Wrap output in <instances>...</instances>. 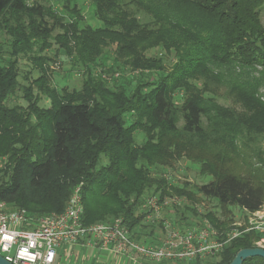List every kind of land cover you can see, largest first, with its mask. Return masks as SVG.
I'll return each mask as SVG.
<instances>
[{"label":"trees","instance_id":"16d2710c","mask_svg":"<svg viewBox=\"0 0 264 264\" xmlns=\"http://www.w3.org/2000/svg\"><path fill=\"white\" fill-rule=\"evenodd\" d=\"M50 1L52 7L0 0V36H6L0 41V199L9 208L32 217L59 213L81 184L83 225L122 219L132 239L158 244L164 219L144 223V201L172 195L167 189L192 197L169 185L160 169L182 158L211 177L197 189L216 199L223 215L230 205L248 212L262 207L264 169L253 173L244 165L249 154L264 164L254 153L264 136V103L244 88L248 80L235 69L264 66V0H89L99 26L85 24L76 0ZM52 41L72 66L83 68L81 89L52 85L44 66ZM108 48L112 63L105 66ZM162 49L175 52L169 70ZM20 57L37 69L36 97L31 85L17 87ZM223 83L242 111L217 102ZM18 88L26 105H8ZM40 97L48 105H40ZM199 215L227 231V220L210 211ZM263 235L245 231L213 256L153 264H228ZM242 264H264V258Z\"/></svg>","mask_w":264,"mask_h":264},{"label":"built area","instance_id":"2783aa9c","mask_svg":"<svg viewBox=\"0 0 264 264\" xmlns=\"http://www.w3.org/2000/svg\"><path fill=\"white\" fill-rule=\"evenodd\" d=\"M180 200L176 196L147 197L144 201L145 220L154 222L168 204L177 205ZM82 212L81 184L73 189L62 212L39 217L30 216L24 209H11L0 199V255L12 264H77L79 260L81 264L87 259L85 256L80 258V252L74 262L65 259L66 251L69 255L71 247L78 245L90 249L91 253L92 250H105V256L115 264L124 261L135 264L140 256L155 262L190 261L215 255L245 231L264 233V212L257 210L253 212L256 218H248L246 226L235 223L236 226L224 235L207 220L186 230L164 227L166 236L160 245L155 246L132 239L122 219L83 225ZM257 244L261 245V242Z\"/></svg>","mask_w":264,"mask_h":264},{"label":"rangeland","instance_id":"374dc122","mask_svg":"<svg viewBox=\"0 0 264 264\" xmlns=\"http://www.w3.org/2000/svg\"><path fill=\"white\" fill-rule=\"evenodd\" d=\"M35 1L48 7L49 6L52 7L53 4L52 1L50 0H35ZM76 5L83 13L85 24H89L92 26L100 25L99 24L100 22L97 20L96 16H94L91 10L89 0H76ZM259 13H260L261 23L264 26V5L260 7ZM137 17L141 20H146V21L150 19V16L144 12L142 13L137 12ZM56 32L57 31L53 32V34H55ZM5 39H6L5 35L0 36V41H5ZM57 48H58V44L55 41H52V47L46 49L45 51V55L49 56V59L48 61H46L44 66L47 68L52 85H56L58 88L63 86H68L69 89H81L85 76L83 68H81L78 65L72 66V62L69 60L66 54H63L62 52L58 51ZM171 50L172 51H166L163 49L161 50L167 70L171 68L170 64H173L176 60L175 52L173 49ZM156 52H159V49H152L150 51V53L152 54ZM102 56H103L102 59L105 62V63L103 62L105 66H108L112 63V49L108 48L106 53H104ZM18 69H19V74L17 76V83H18L17 87H28L29 85H31L32 93L36 97L37 88L35 85L32 84V81L38 76V72L34 63L32 62L31 59H28L26 57L25 58L20 57L18 62ZM97 71H99V69ZM138 71L139 70L136 69L133 72L136 74ZM235 72L237 75L243 77L245 80H248V82L246 81L243 83V84H247L244 85V88L253 91L255 93L256 98L259 99L260 102L264 103V66H261L259 64H254L250 66L242 65L237 69H235ZM211 87L215 89L216 85L212 84ZM217 92H218L217 94L219 95L217 96V102L219 104L227 108L233 109L235 111L243 110L241 104L234 101L229 86L227 87L223 83L221 87L217 88ZM40 98L38 99V103H40V105L43 106L48 105V100L44 99L43 97ZM7 102L8 105L19 104L25 106L26 100L23 97V91L20 88H18L16 90V93ZM178 125L180 126L181 122H179ZM140 135L141 134H137V136L139 137L138 140L136 139L137 143L142 142V135L141 136ZM256 150L258 151L259 155L262 156V158L264 159V136L260 139L258 147L254 148V153ZM102 160L105 161V157H102ZM246 162L247 165L244 166L250 165V168L253 173L260 169H264V164L259 163L258 158L253 154H249V157L247 158ZM160 169L164 177L169 181V185L174 184L175 187L177 188L185 189L189 193H192V197L189 198L182 195L178 196L171 190L169 191V189H167L168 192L172 195H166L165 197L176 196L181 199L180 200L181 202L177 204L178 206L177 211L176 209H174L173 207L174 205L169 206L170 204H168L167 207L161 213L160 217L154 220V223L158 222V220L162 218L164 219V227L166 229L167 228L178 229V226L176 224L179 223V226L182 228L180 230H186L192 228L191 227L192 224L195 226L199 225L201 222H203V220H207L210 223L207 217L201 218L199 215L201 214L202 216V214L210 211L216 217L222 220L228 221L230 219L228 222L225 221L228 224L226 230L229 231V229L236 226L235 223H242V225L246 226V222L248 218L255 217L253 215V212L252 213L248 212L247 210H243L242 208H239L238 206L235 205L228 206V209L231 212L230 214L225 216L222 214L221 207L216 199H212V198L207 199L200 192H198L197 188L202 184L208 183L211 180V177L201 176L199 174V165L196 162H192L186 158H182L176 161L171 167L165 166V167H160ZM151 192L152 190L147 191L146 196ZM190 209H195L197 214H193L190 211ZM259 212H264V204L259 209ZM143 222L146 223L147 221L143 220ZM219 233H221V235L225 234V232H219ZM165 236H166V230L163 231L161 237L158 236V240H159L158 244H147V245H155V246L160 245L161 244L160 239L165 238ZM258 241L261 242V245L257 244ZM255 245L258 247H264V235L255 242ZM79 252H80L79 255L80 258L88 255V258L90 260L92 257V253L86 250L83 251L81 248H79L78 245H73L71 247V251L69 252L70 253L69 255H68V250L66 251L65 259L67 261L74 262L75 261L74 257L77 254H79ZM99 256L100 258L101 257L104 258V251L102 249L99 250ZM138 258L140 259V264H144V263L153 264L155 262L147 258H144L142 256Z\"/></svg>","mask_w":264,"mask_h":264},{"label":"water","instance_id":"95a60500","mask_svg":"<svg viewBox=\"0 0 264 264\" xmlns=\"http://www.w3.org/2000/svg\"><path fill=\"white\" fill-rule=\"evenodd\" d=\"M259 256L264 258V247H251L239 249L233 259L228 264H242V261L248 257ZM0 264H12L0 255Z\"/></svg>","mask_w":264,"mask_h":264},{"label":"crops","instance_id":"0c3cea01","mask_svg":"<svg viewBox=\"0 0 264 264\" xmlns=\"http://www.w3.org/2000/svg\"><path fill=\"white\" fill-rule=\"evenodd\" d=\"M79 248H81V247H79ZM81 249H82L83 251L86 250V251H88V252L91 253L90 249H86V248H81ZM103 251H104V258H102V257L100 258V256H99V250H96V251L92 250L93 256L91 257L90 260L93 259V261H95V263H97V264H115L114 262H111V261H110L109 257H106V256H105V255H107V254H106V251H105V250H103ZM102 254H103V252H102ZM85 257H86V259H87L86 262H88V261H89L88 256L86 255ZM123 264H129V263H128V261H124ZM135 264H140V259H137V261H136Z\"/></svg>","mask_w":264,"mask_h":264}]
</instances>
